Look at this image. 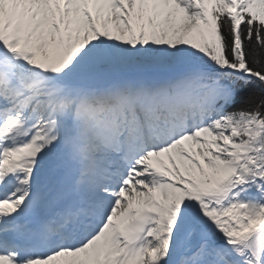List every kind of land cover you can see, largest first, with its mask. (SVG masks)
<instances>
[{"label":"snow or ice","instance_id":"snow-or-ice-1","mask_svg":"<svg viewBox=\"0 0 264 264\" xmlns=\"http://www.w3.org/2000/svg\"><path fill=\"white\" fill-rule=\"evenodd\" d=\"M0 264H264V0H0Z\"/></svg>","mask_w":264,"mask_h":264}]
</instances>
